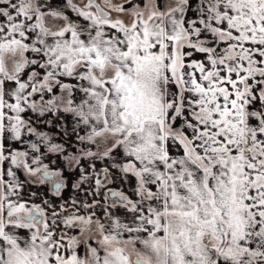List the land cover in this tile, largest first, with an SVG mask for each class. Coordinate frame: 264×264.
Listing matches in <instances>:
<instances>
[{
    "label": "snow or ice",
    "instance_id": "1",
    "mask_svg": "<svg viewBox=\"0 0 264 264\" xmlns=\"http://www.w3.org/2000/svg\"><path fill=\"white\" fill-rule=\"evenodd\" d=\"M0 264H264V0H0Z\"/></svg>",
    "mask_w": 264,
    "mask_h": 264
}]
</instances>
